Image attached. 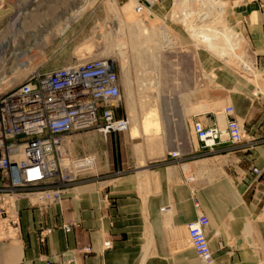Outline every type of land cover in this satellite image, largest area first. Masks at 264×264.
Instances as JSON below:
<instances>
[{
	"label": "crops",
	"instance_id": "crops-1",
	"mask_svg": "<svg viewBox=\"0 0 264 264\" xmlns=\"http://www.w3.org/2000/svg\"><path fill=\"white\" fill-rule=\"evenodd\" d=\"M221 1L231 24L239 22L261 90L253 79L229 74L210 100L198 98L202 111L190 114L188 100L176 97L181 107L173 125L181 130L191 121L221 130L230 116L220 119L217 103L229 102L244 140L232 144L222 132L209 148L191 132H166L163 152L129 159L121 146L115 163L116 133H70L68 154L79 157L85 146L88 153L80 156L92 158V167L51 204L27 195L8 199L18 225L0 230V264H205L187 232L200 215L208 220L211 264H264V0ZM168 5L158 0L156 13ZM117 135L120 143L127 137ZM3 183L0 173V188Z\"/></svg>",
	"mask_w": 264,
	"mask_h": 264
},
{
	"label": "rangeland",
	"instance_id": "rangeland-1",
	"mask_svg": "<svg viewBox=\"0 0 264 264\" xmlns=\"http://www.w3.org/2000/svg\"><path fill=\"white\" fill-rule=\"evenodd\" d=\"M157 4L158 0L148 12L138 13L136 0H0V95L17 87L34 71L46 72L87 60L111 59L120 87V102L114 114L116 118L126 119L128 124L120 131L127 135L126 139L120 143L115 132L117 137L112 138L110 144L114 162L120 163L121 146L125 147L129 159L135 155L149 158L164 151L166 132L196 135L191 121L188 127L183 124L181 130L174 129L173 118L179 115L181 107L180 103H175L176 97L179 101L188 100L190 114L202 111L205 107L196 106L198 98L210 100L215 90L226 84L222 77L228 79L229 74L253 79L261 90L248 43L239 22L231 24L227 3H224L225 20L242 40L237 52L249 70L238 60L227 62L204 47L196 46L183 26L170 15L174 0H169L162 14L156 13ZM148 13L153 15L150 20ZM144 19L157 27L165 25L172 35L179 37V43L164 47L158 29L153 36L158 46L144 43L140 31V22ZM150 26L147 23L149 29ZM105 45L112 48L106 50ZM119 45L123 46L124 59L118 52ZM162 67L166 68L165 72ZM166 76L168 88H164L162 82ZM125 80L128 83L124 84ZM228 104L217 103L222 108L216 113L223 115V107ZM131 119L137 123L133 125ZM225 126L221 132H225ZM86 131L100 132L97 128L81 132ZM84 153L88 151L80 145L76 155Z\"/></svg>",
	"mask_w": 264,
	"mask_h": 264
},
{
	"label": "built area",
	"instance_id": "built-area-1",
	"mask_svg": "<svg viewBox=\"0 0 264 264\" xmlns=\"http://www.w3.org/2000/svg\"><path fill=\"white\" fill-rule=\"evenodd\" d=\"M157 0H136L141 13ZM120 87L114 62L99 58L74 63L51 71H34L21 84L0 95V230H15L16 214H9L8 199L27 195L33 203L51 204L60 198V189L92 167L89 156L71 157L66 138L72 132L97 128L103 134L123 131L127 120L116 118ZM230 116L225 135L232 144L244 140L245 129L233 115V107H224ZM193 130L205 147L221 137L217 126L203 127L194 122ZM69 163L67 170L63 162ZM11 165L19 180L14 182ZM259 174V170L253 169ZM190 181L191 178H187ZM208 220L200 215L187 225L196 256L211 264V250L205 229ZM108 247V245H106Z\"/></svg>",
	"mask_w": 264,
	"mask_h": 264
},
{
	"label": "bare ground",
	"instance_id": "bare-ground-1",
	"mask_svg": "<svg viewBox=\"0 0 264 264\" xmlns=\"http://www.w3.org/2000/svg\"><path fill=\"white\" fill-rule=\"evenodd\" d=\"M152 6H154V3H152L148 9H144V11L148 12ZM171 10L172 13L170 15H172V18L183 26L185 31L188 32L189 36L194 40L196 46L204 47L205 50H208L213 55L222 60H226L227 62L230 60H238L243 64L245 68L242 67L244 69H250L242 56H239L237 52L238 46L242 40L239 38L240 36L238 32L226 22L224 3L221 0H174L173 8H171ZM147 16V19L149 20L153 18V15L150 13H148ZM149 20L144 19V21L140 22V31L145 38L144 43H152V45L154 44L158 46V43L154 42L155 39L153 38L156 34L154 31L157 29L159 31L160 41L164 47L170 48L171 45L179 43V37H177V35H172L170 29L165 25L157 27L155 24H151ZM147 23L148 25H151L150 29L147 27ZM118 32L119 29L118 26H116L114 32L116 37L118 36ZM110 48H112V45H105L106 50ZM117 48L121 58L124 59L123 46L119 45ZM162 68L164 69L165 67ZM126 81L127 80L124 81V84L128 83ZM1 82L2 80H0V85L2 84ZM162 82L164 88L169 87L167 84V76ZM217 114L218 117L222 119V114ZM131 122L133 125L134 122L137 123L135 119H131ZM134 131L135 129H133V132ZM68 168L69 163L64 161L63 169L67 170Z\"/></svg>",
	"mask_w": 264,
	"mask_h": 264
},
{
	"label": "water",
	"instance_id": "water-1",
	"mask_svg": "<svg viewBox=\"0 0 264 264\" xmlns=\"http://www.w3.org/2000/svg\"><path fill=\"white\" fill-rule=\"evenodd\" d=\"M11 176H12V180L14 182H17L19 180L18 173H17L15 165H11Z\"/></svg>",
	"mask_w": 264,
	"mask_h": 264
}]
</instances>
